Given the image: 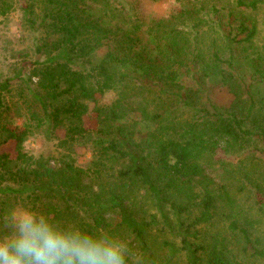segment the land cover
<instances>
[{
  "label": "trees",
  "instance_id": "1",
  "mask_svg": "<svg viewBox=\"0 0 264 264\" xmlns=\"http://www.w3.org/2000/svg\"><path fill=\"white\" fill-rule=\"evenodd\" d=\"M142 1L0 0L1 15L20 5L35 53L0 91L14 80L37 82L32 99L23 101L25 129L9 127L11 109L0 93V146L13 142L17 154L14 162L0 154V213L22 202L89 232L127 235L141 264H172L180 256L184 264H202L203 249L188 240L191 228L208 223L219 203L234 201L200 162L217 149L264 150V48L250 50L256 24L238 11L257 12L264 0H227L226 7L221 0H174L162 16L143 13ZM215 89L233 96L231 109L211 103ZM90 104L94 129L84 124ZM184 114L190 120L180 121ZM33 128H44L48 138L64 132L55 165L22 151ZM88 145L91 167L80 168L76 150ZM137 190L154 206L147 220L135 208ZM169 192L185 203L198 196L201 211L184 223L187 207L170 206L181 240L180 247L162 243L163 262L155 251L149 255L146 237L172 230ZM229 228L236 230L234 223ZM239 233L244 253L264 261L259 242L246 229Z\"/></svg>",
  "mask_w": 264,
  "mask_h": 264
},
{
  "label": "rangeland",
  "instance_id": "2",
  "mask_svg": "<svg viewBox=\"0 0 264 264\" xmlns=\"http://www.w3.org/2000/svg\"><path fill=\"white\" fill-rule=\"evenodd\" d=\"M233 1L235 2V0H229L228 5H232ZM227 2V0H221L219 7L223 5L226 7ZM140 4L139 7L143 13L153 16L167 15L175 7L174 0H159L157 3L143 0ZM238 11L240 18L248 22L252 20L256 24L257 31L250 50H262L264 48V8H260L257 12ZM33 42L31 29L26 21L24 22V14L18 3L13 4L6 15L0 14V83L15 77L23 63H31L35 60ZM29 74L30 71L23 73L25 79ZM36 83V80L33 82L14 80L10 81L7 90L0 91L11 109L9 113L12 118L8 119L10 128L25 129L27 123L25 121L29 115L23 101L32 99L30 93L37 90ZM208 97L211 103L218 106V109L223 111L231 109L233 96L226 90L215 89L209 92ZM104 98L108 102L114 99L112 93H106ZM19 111L22 117L17 115ZM91 111L92 104L89 105V112L84 118V124L88 129H94L96 126L95 115ZM190 115L184 114L180 121L190 120ZM44 131V128L31 129L22 144V151L35 159L51 158V164L55 165L60 157L59 154L62 153L59 140L64 138V132L54 131L48 138ZM1 137L0 134V139H4ZM0 147V154H7L9 160L16 161L17 154L13 142L5 143ZM262 148L258 144L257 149L248 147L243 152L232 155L225 153L222 149H217L215 154H207L200 162L205 175L210 177L216 187H226L234 201V205L219 203L218 209L212 213V218L208 223L191 228L188 240L203 249L202 264H264V261L251 259L249 254L244 253V240L239 233V229H246L250 238L259 242V249L264 250V150ZM92 160L91 146L77 148L76 165L87 169L91 167ZM18 164L22 165L21 162ZM124 164L127 165V163ZM136 194L135 208L138 209V215L144 216L147 220L149 215L155 214L154 206L147 201L148 198L142 190H137ZM178 196L177 193L171 192L164 196L166 199L165 213L171 220L172 230L167 228L166 231L161 232L160 229H154L146 237L149 255L152 250L155 251L156 256L162 255L160 259L163 262L166 253L163 254L160 251L162 243L167 241L180 247L181 240V236L177 234V221L173 218L170 206L173 203L177 205L181 203L182 207H187L186 211L181 214L184 223L191 222L199 216L201 211L199 204L201 198L198 196H193L194 200L187 203ZM231 223L235 224L236 230L229 228ZM115 236L126 242L129 251L132 250L131 253L135 254L138 251L132 239L127 235L119 233ZM184 261V257L180 256L172 264H184Z\"/></svg>",
  "mask_w": 264,
  "mask_h": 264
},
{
  "label": "clouds",
  "instance_id": "3",
  "mask_svg": "<svg viewBox=\"0 0 264 264\" xmlns=\"http://www.w3.org/2000/svg\"><path fill=\"white\" fill-rule=\"evenodd\" d=\"M0 264H141L126 242L104 230L15 203L0 213Z\"/></svg>",
  "mask_w": 264,
  "mask_h": 264
}]
</instances>
